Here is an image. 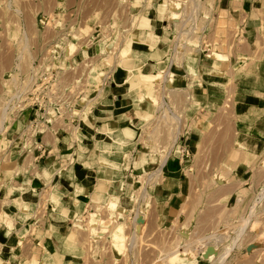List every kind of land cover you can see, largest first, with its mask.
Returning a JSON list of instances; mask_svg holds the SVG:
<instances>
[{
	"label": "crops",
	"instance_id": "1",
	"mask_svg": "<svg viewBox=\"0 0 264 264\" xmlns=\"http://www.w3.org/2000/svg\"><path fill=\"white\" fill-rule=\"evenodd\" d=\"M130 3L123 38L130 39L129 56L124 66L109 70L94 65L91 86L70 128L59 130L50 142L43 137L39 149L37 140L25 134L30 114L24 113L0 138L7 154L0 159V211L7 214L0 221V264L66 263L78 250L70 238L74 222L98 205L128 208L134 189L144 188L136 205L143 206L142 196L150 198L159 221L180 213L189 190L184 165L174 150L162 160L144 141L145 128L160 113L151 98L167 68L172 87L182 89L177 93L186 126L180 123V139L190 150L196 148L208 124L203 117L230 96L233 145L241 152L234 168L236 191L249 192L257 177L264 157V0H238L239 36L225 53L200 52L196 61L182 55L181 62L168 9L161 12L162 3L155 1ZM233 5L228 0L223 9Z\"/></svg>",
	"mask_w": 264,
	"mask_h": 264
},
{
	"label": "rangeland",
	"instance_id": "2",
	"mask_svg": "<svg viewBox=\"0 0 264 264\" xmlns=\"http://www.w3.org/2000/svg\"><path fill=\"white\" fill-rule=\"evenodd\" d=\"M131 1L0 0V138L22 116L17 101H23L31 80L42 70L61 68L68 59L65 68L69 74L78 73L85 69L82 62L88 56L93 57L92 66L99 65L101 70L103 66L115 65L113 54L126 36ZM135 1L162 3L161 12L168 9L170 14L169 4L173 0ZM227 1L182 0L180 17L173 22V47L176 45L178 62L182 55L195 60L200 52L225 53L231 42H236L239 30L234 14L238 11V0H233L234 5L228 11L223 9ZM87 39L91 41L87 43ZM69 42L75 44L70 56L66 52ZM109 51H112L110 59H101ZM79 53L80 58H75ZM157 79L162 84L156 85L151 100L160 113L145 128L144 141L163 160L172 150L179 156L177 144L184 132L179 126L184 123L185 127L186 120L177 93L182 89L171 84L164 86L163 73ZM167 88L173 93L166 92ZM187 88L192 91L193 83ZM164 95H170L166 105H170L175 117L164 104L160 106ZM189 95L187 92L186 98L191 100ZM231 109L232 99L227 96L209 117H203L208 120L206 129L191 150L189 160L183 163L189 190L182 198L178 215L159 221L151 199L146 196H142L143 206L136 205L141 189L132 194L128 208L91 207L70 230V238L78 250L64 264H264V157L257 163L258 174L249 192L236 191L234 168L241 160V152L233 145ZM43 128L40 125L31 130L27 126L25 134L28 137L36 132L41 134ZM4 155L5 150L0 148V159ZM3 216L6 217L5 213L0 211V221ZM116 219L124 226L126 247L121 253L109 243V231Z\"/></svg>",
	"mask_w": 264,
	"mask_h": 264
},
{
	"label": "built area",
	"instance_id": "3",
	"mask_svg": "<svg viewBox=\"0 0 264 264\" xmlns=\"http://www.w3.org/2000/svg\"><path fill=\"white\" fill-rule=\"evenodd\" d=\"M90 41L91 39H87V43ZM86 59L82 62L85 69L78 73L69 74L71 72L65 66L57 69L49 67L42 70L31 80L23 101H17L20 113L23 114L28 110L30 116L33 117L27 125L31 130L44 125L41 134L36 132L34 135H30L37 140L36 144L39 149L41 148L39 143L42 142L43 137L50 142L52 135L59 130H67L76 119L86 92L91 86L89 77L94 67L91 63L93 57L89 58L88 56ZM45 130H48L46 137ZM177 146L178 160L182 163L187 162L191 154L189 146L182 139L179 140Z\"/></svg>",
	"mask_w": 264,
	"mask_h": 264
},
{
	"label": "bare ground",
	"instance_id": "4",
	"mask_svg": "<svg viewBox=\"0 0 264 264\" xmlns=\"http://www.w3.org/2000/svg\"><path fill=\"white\" fill-rule=\"evenodd\" d=\"M181 2L182 0H173L171 4H169V10H170V14H168V19L171 20L172 22H176L177 19L180 17V13H181ZM194 5V4H193ZM166 16V15H165ZM128 34V33H127ZM132 39V38H131ZM178 42V40H177ZM70 43V42H69ZM67 46L69 45L68 43L66 44ZM75 44L74 43H70V48L67 50L66 47L65 50L67 52V55H71V51H72V46H74ZM175 45V44H174ZM121 47H117L119 48L117 52H115L113 54V57H115V65L114 66H124L123 64V60L125 58H127L129 56V53H130V39H125L124 41L122 40V43L120 45ZM174 48V51H176V45L173 47ZM114 52V51H113ZM65 53V52H64ZM71 53V54H70ZM110 54H112V51H109L107 52V54H103L101 55V59H104L106 61H108L110 58ZM67 55H64L67 57ZM109 58V59H108ZM112 58V57H111ZM117 58V59H116ZM100 62H102L101 60H99ZM110 62V61H109ZM111 63V62H110ZM109 63V64H110ZM98 65V64H97ZM110 66V65H109ZM108 68V66H107ZM109 69V68H108ZM170 70H166L165 72V76H163L164 78V81L166 82L165 86L167 84H171L173 82V74L169 72ZM127 77V76H126ZM130 77V76H129ZM127 79V78H126ZM158 100V99H157ZM160 103V102H159ZM163 104L168 107L167 110L172 114L173 117H175L176 115L174 114V112L169 108V106L166 105V102H165V99H164V96L161 97V103H160V106H163ZM159 106V105H158ZM174 144V142H173ZM172 144V145H173ZM171 146V145H170ZM241 146V145H239ZM170 150V149H169ZM167 157V156H166ZM105 164V163H104ZM108 164V163H107ZM141 188V187H139ZM138 188V189H139ZM134 189V188H133ZM138 190H133V194L136 193ZM145 190L144 188H141V193H143ZM133 196V195H132ZM239 199V198H238ZM22 200V199H21ZM109 204V203H108ZM88 206V205H87ZM99 206V205H98ZM184 207V205H183ZM253 208V207H252ZM181 210V209H180ZM183 210V209H182ZM137 213V212H136ZM14 214V213H13ZM122 214V213H121ZM120 213H118L117 215H121ZM6 217L7 218V214L5 213ZM4 217V216H3ZM2 217V218H3ZM92 221V220H91ZM112 229L109 231V243L112 247V249L116 250L118 253H121L123 252L122 249L124 247H126L125 245V234L123 233V222H119L117 219H116V222H114V224L112 225ZM219 248V247H218ZM111 251V250H110ZM224 258V257H223Z\"/></svg>",
	"mask_w": 264,
	"mask_h": 264
}]
</instances>
